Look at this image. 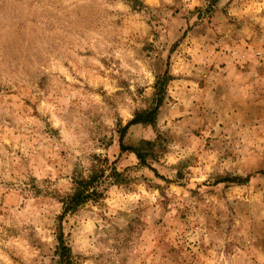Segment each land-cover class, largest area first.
<instances>
[{
	"label": "rangeland",
	"instance_id": "374dc122",
	"mask_svg": "<svg viewBox=\"0 0 264 264\" xmlns=\"http://www.w3.org/2000/svg\"><path fill=\"white\" fill-rule=\"evenodd\" d=\"M59 236L70 264H264V0H0V264Z\"/></svg>",
	"mask_w": 264,
	"mask_h": 264
},
{
	"label": "trees",
	"instance_id": "16d2710c",
	"mask_svg": "<svg viewBox=\"0 0 264 264\" xmlns=\"http://www.w3.org/2000/svg\"><path fill=\"white\" fill-rule=\"evenodd\" d=\"M159 86L157 82L155 84V92L157 91L155 94L156 96L155 108L150 111L140 112V113L135 114L133 120L122 129L121 135L119 136L120 151L133 152L139 164H144L145 159L148 156V154L143 153L142 150H140V148L138 147H135V148L125 147L121 141L122 135L129 126H132V125L134 126L138 124L139 125H153L155 123L157 111H158L159 106L161 105V99H162V96H160L161 88H159ZM156 87H157V90H156ZM141 146H148V150L150 151L153 144L151 142H143L141 143ZM102 172L103 170L97 168L92 171L91 175L88 176L86 180L81 179L77 184H75V187L73 188V192L71 196L67 199L66 202L63 203L64 213L73 212L75 208L82 205L84 202H86L88 199L92 198L96 194L95 186H96L98 179L100 178L98 175L101 174ZM111 173L112 175L118 176V174H116L114 169L112 170ZM57 244L58 246L56 248L55 253L58 256V264H70V260H71V257L69 254L70 252H69V249L63 243L61 236L57 238Z\"/></svg>",
	"mask_w": 264,
	"mask_h": 264
}]
</instances>
